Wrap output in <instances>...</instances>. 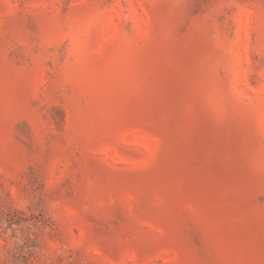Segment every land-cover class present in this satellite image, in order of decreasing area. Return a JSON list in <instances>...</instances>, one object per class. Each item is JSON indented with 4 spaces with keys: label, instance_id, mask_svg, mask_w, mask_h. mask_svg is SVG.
Instances as JSON below:
<instances>
[{
    "label": "rangeland",
    "instance_id": "374dc122",
    "mask_svg": "<svg viewBox=\"0 0 264 264\" xmlns=\"http://www.w3.org/2000/svg\"><path fill=\"white\" fill-rule=\"evenodd\" d=\"M0 264H264V0H0Z\"/></svg>",
    "mask_w": 264,
    "mask_h": 264
}]
</instances>
